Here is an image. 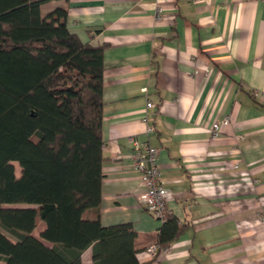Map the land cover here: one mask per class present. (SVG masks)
I'll list each match as a JSON object with an SVG mask.
<instances>
[{
  "label": "crops",
  "instance_id": "crops-1",
  "mask_svg": "<svg viewBox=\"0 0 264 264\" xmlns=\"http://www.w3.org/2000/svg\"><path fill=\"white\" fill-rule=\"evenodd\" d=\"M157 6L52 0L42 7L67 9L72 33L105 46L101 223L133 225L140 264H264V3L174 0L162 13ZM227 118L212 139L211 126ZM134 142L159 150L169 217L181 227L165 249L163 222L138 202ZM82 263L92 264L91 249Z\"/></svg>",
  "mask_w": 264,
  "mask_h": 264
},
{
  "label": "trees",
  "instance_id": "trees-1",
  "mask_svg": "<svg viewBox=\"0 0 264 264\" xmlns=\"http://www.w3.org/2000/svg\"><path fill=\"white\" fill-rule=\"evenodd\" d=\"M50 1L0 0V228L16 239L0 229V264H83L88 249L140 264L133 225L101 223L105 46L72 33L67 9L44 14Z\"/></svg>",
  "mask_w": 264,
  "mask_h": 264
},
{
  "label": "built area",
  "instance_id": "built-area-1",
  "mask_svg": "<svg viewBox=\"0 0 264 264\" xmlns=\"http://www.w3.org/2000/svg\"><path fill=\"white\" fill-rule=\"evenodd\" d=\"M203 0H196L201 3ZM259 1V0H252ZM263 1L264 0H260ZM174 0H157L158 12L164 11L163 4L173 3ZM152 102H148L147 110L153 109ZM151 115L144 116V122L152 121ZM230 120L227 118L222 122H215L212 127V139L216 140L219 137L223 125H228ZM148 133L154 132L153 127H148ZM134 165L136 171L140 174V182L138 188V202L140 205L153 217L164 222L171 214L167 205L169 191L162 184L161 171L158 164L159 150L149 143L141 144L134 142ZM157 246L150 248V251L155 255L158 250Z\"/></svg>",
  "mask_w": 264,
  "mask_h": 264
},
{
  "label": "rangeland",
  "instance_id": "rangeland-1",
  "mask_svg": "<svg viewBox=\"0 0 264 264\" xmlns=\"http://www.w3.org/2000/svg\"><path fill=\"white\" fill-rule=\"evenodd\" d=\"M15 165V169H16V175L17 177L21 176V168L19 167V165L17 163L14 164ZM1 229V228H0ZM1 231L6 234L9 238H11L13 241H15L16 239L14 237H12L11 235H9L6 231L2 230Z\"/></svg>",
  "mask_w": 264,
  "mask_h": 264
}]
</instances>
